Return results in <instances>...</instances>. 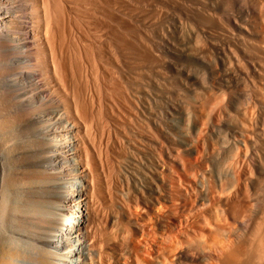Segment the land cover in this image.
I'll return each instance as SVG.
<instances>
[{"label":"bare ground","instance_id":"obj_1","mask_svg":"<svg viewBox=\"0 0 264 264\" xmlns=\"http://www.w3.org/2000/svg\"><path fill=\"white\" fill-rule=\"evenodd\" d=\"M60 1L62 0H0V199L4 196L1 190L3 184H6L4 176L6 169H9L7 166L12 154L15 157V169L23 176L22 181L18 180L13 184L11 211H6V215L3 211L4 216L0 211V264H110L108 255L102 252L95 254L97 258L87 255L88 259L76 261L80 254L79 247L75 248V240L80 234V226L84 230L82 234L89 241L87 248H93L99 243L95 238L97 236L92 217L83 215L84 211L90 212V207H94L91 204L93 196L91 199L88 196L90 189L87 191L88 184L85 183L92 182L86 175L92 176L95 171V149L92 152L93 145L89 146L90 137L88 142L81 134L77 137L80 133L79 118H83L82 123H85L84 118L91 114L95 102L92 100L91 103L85 93V84L82 83V87L79 84L81 80L77 81L80 76L77 74V56L80 50L66 34L64 25L67 23L64 24L66 20L63 18L62 4L59 6ZM263 1H260L261 4L255 1L254 6L252 5L251 28H244V22L239 25L240 29L241 26L249 29L248 36H252L256 43L257 54L254 52L252 56H248V62L255 72V80H251L250 90H247L251 105L248 103L247 110L239 108L235 123L226 127L234 153L229 155L227 161L224 160V174H218L220 170L215 172L209 168L210 156L207 158L203 155L207 151H203L205 147L203 148V141L199 137L194 135L196 139L192 142L193 147L183 157L181 151L183 147L186 148L185 143L182 147L180 138L178 140L172 134L173 137H169L171 135L168 131L170 142L167 149H170L168 158L171 159L169 163L172 167L169 169L162 165L160 170L152 167L151 173L156 178V183L148 184V196L152 199L149 202L145 200L142 210L134 216L138 231L134 232L135 240H131L143 245L142 250L137 253H115L113 260L117 264H264ZM65 3L67 8L74 9V0ZM11 16L16 19L9 18ZM7 18L11 25L9 23L7 26L4 22ZM3 24L6 28H3ZM83 47L81 44V50ZM86 51L88 52L87 48H83L85 67H89L87 72L91 75L89 72L93 69ZM22 71L27 75L22 74ZM214 95L216 100L219 96ZM212 97L207 96L203 103L209 108L211 117L218 121L222 103L215 102ZM49 106L55 108L56 119L53 124L47 125L43 122V111ZM209 125L210 123L207 126ZM200 130L197 131L199 134ZM73 140L76 141L72 142ZM8 144L12 145L11 153L8 152ZM213 148L216 149L215 146ZM233 151L229 150V153ZM248 160L252 166H248ZM76 164H80L81 172L85 175L82 177L84 183L76 181L78 177L74 174L79 170ZM63 174L74 176L63 181L60 180ZM227 175L228 178L231 176V180L227 178L226 181ZM137 209L138 207L135 210ZM83 219L84 224L81 222Z\"/></svg>","mask_w":264,"mask_h":264},{"label":"rangeland","instance_id":"obj_2","mask_svg":"<svg viewBox=\"0 0 264 264\" xmlns=\"http://www.w3.org/2000/svg\"><path fill=\"white\" fill-rule=\"evenodd\" d=\"M67 1H60L59 6L62 4V14L66 20L64 24L67 23L64 25L66 34L74 40L81 52H78L77 56V74L80 75L77 81L81 80L79 84L82 87L85 84L83 87L85 93L91 99V103L92 100L95 102L93 103L95 107L91 111L92 115L89 114L88 119L84 118L86 124L82 123L83 118L82 120L81 117L79 118L80 133L77 137L85 136L83 138H87L85 141L90 137L89 146L93 145L92 152L95 149V171L92 176L86 175L94 184L91 181V183H85V185L88 184L87 191L90 189L88 196L90 199L93 196L91 204L93 203L94 207H90V212L84 211L83 215L92 217L93 229L98 237L95 238L100 243V245L95 244L93 248H87L89 241L82 234L84 230L82 231L80 226L78 231L80 234L78 236L76 234L75 240V248L79 247L80 254L76 261L88 259L91 255L97 258L95 254L102 252L108 255L110 264H117L118 262L114 261L115 253H137L142 250L143 245L133 241L135 240L134 232L138 231L134 216L142 210L145 202L152 199L148 196V184L156 183L155 174L151 173L152 167L155 166L157 170H160L162 165L166 168L172 167L169 163L171 159L168 158L171 154L170 149H167L169 137L174 135L178 140L180 138L182 147L185 143L186 148L181 147L183 157L192 149L194 139L199 137L203 141V148L205 147L203 151H207L203 152V155L207 158L210 156L209 168L214 169L215 172L220 170L217 173L224 174V160L227 161L229 155L232 156L234 153L232 149L234 146L226 127L235 123L238 116L236 111L239 108L240 110L248 109V105H251L250 93L247 90H250L251 80H255L253 77L255 72L248 62L250 58L248 56H252L257 51L254 38L248 36L250 35L248 30L253 22V16L250 17V13H252L254 2L262 0H74L75 5H72L74 9L67 8L65 3ZM262 3L261 6H264V1ZM262 8L264 10V7ZM14 17L9 18L16 19ZM9 18L4 21L7 26L10 23ZM241 22H244V25ZM241 24L246 29L250 28L246 30L241 26L240 29ZM3 28H6V25L3 24ZM81 44L84 50L86 48L88 50L86 54L89 55V62L93 69L89 72L91 75L87 72L89 67H85L86 57L83 48L82 50L80 48ZM255 59L258 60V58ZM22 74L27 75L24 71ZM214 94L216 97L219 96L216 100ZM203 95L222 103L218 121L211 117L209 108L203 103L207 96ZM196 106L200 107L195 108ZM54 109L49 106L43 111V122L45 121L47 125L53 124L56 119ZM194 113L200 116V119ZM202 118H206L205 121ZM209 123L210 125L207 126ZM212 124L215 127H212ZM197 127L201 129L200 134ZM167 132L172 135L169 136ZM229 150L233 152L229 153ZM11 151L12 145L8 144V152L11 153ZM14 158L12 154L7 166L9 169H6L4 176L6 184H3L1 190L2 196L4 195V198L0 199L2 216H4L3 211L5 215L6 211H11L10 204L14 198L13 184L23 179L20 171L15 169ZM75 160L79 161L77 157ZM249 165L252 166L250 160H248ZM75 166L79 169L74 174L78 177L76 181L84 183L82 177L85 175L81 172L80 164ZM65 174L60 180L68 181L69 176H74ZM230 178L231 176L228 180ZM103 184L105 186H102ZM82 206L85 208V205ZM137 207L138 209L135 210ZM81 222L84 224L85 220ZM120 237H123L122 240ZM129 249L131 250L128 251Z\"/></svg>","mask_w":264,"mask_h":264}]
</instances>
